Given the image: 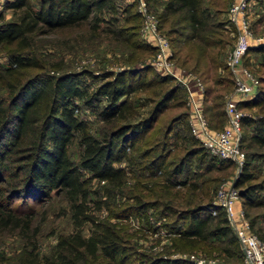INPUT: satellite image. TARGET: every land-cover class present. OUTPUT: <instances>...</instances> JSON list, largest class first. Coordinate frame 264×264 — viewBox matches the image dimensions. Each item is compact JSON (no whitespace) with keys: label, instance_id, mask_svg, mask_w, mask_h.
Masks as SVG:
<instances>
[{"label":"trees","instance_id":"16d2710c","mask_svg":"<svg viewBox=\"0 0 264 264\" xmlns=\"http://www.w3.org/2000/svg\"><path fill=\"white\" fill-rule=\"evenodd\" d=\"M119 1L7 0L16 18L7 20L0 11V44L12 47L8 65L0 68V86L8 91V96H0V236L17 237L20 248L14 256L1 254L0 264H196L174 257L177 251L235 257L244 264V249L231 220L214 203L218 190L215 193L211 183L219 179L208 176L235 162L210 153L194 136L187 89L148 63L157 49L141 37L144 18L138 0L125 7ZM147 1L159 29L170 40L176 64L205 83L204 112L210 126L222 130L227 115L225 104L220 110V100L235 88L224 50L228 20L221 17L232 0ZM258 2L264 5V0ZM263 22L261 11L252 27ZM84 26L89 27L90 37L78 42L105 36L110 50L121 54L114 58L120 67L99 73L43 72L46 64L29 53L35 35ZM254 30L259 34V29ZM249 55L264 68V46L248 50L243 59L248 68ZM34 69L41 72L32 74ZM257 77L255 96L241 101L240 108L264 111V79ZM219 87L223 92L214 95ZM149 103L147 115L140 117ZM171 107L183 111L157 130ZM83 108L103 122L99 134L82 116ZM245 127L252 130L242 137V147L247 140L250 149H264V116L244 115L242 131ZM76 141L78 160L71 155ZM249 151L236 187L252 231L264 240V213L253 214L255 208L264 207V180L252 182L253 159L264 154ZM53 195L66 199L73 230L59 233L56 244L43 253L38 213L28 201ZM19 199L22 203L16 204ZM94 207L117 209V220L99 217ZM132 216L146 222L155 234L164 230L171 235V244L163 246L167 253L138 252L134 236L120 222Z\"/></svg>","mask_w":264,"mask_h":264},{"label":"rangeland","instance_id":"374dc122","mask_svg":"<svg viewBox=\"0 0 264 264\" xmlns=\"http://www.w3.org/2000/svg\"><path fill=\"white\" fill-rule=\"evenodd\" d=\"M135 1L137 0H120L119 3L125 7L127 5L133 4ZM229 2H231V0H229ZM6 3L7 0H0V11L4 12L7 20L15 19L16 14L14 13L13 9L7 8ZM259 4L260 3L257 0L256 3H254L251 6L250 14L252 19V24L255 23V21L259 17L260 12L261 11L264 12V7L262 8V6L264 5L261 6ZM230 5L226 6L225 9L226 12L223 13V15L221 16L224 18L226 17L227 20H228V9ZM252 28L253 30L259 29L258 33H264V22L261 23V25H255ZM225 29L226 30H224L225 33L223 34V39L224 42L226 43L224 50L227 55V53H229L231 48L234 46V43L236 41V34L234 32L235 30L230 28L229 21L228 23L225 24ZM165 30L163 32L167 33L166 32L167 30L166 31ZM90 34L91 33L89 27L87 26L78 29L76 28L58 29L51 31L50 33L45 35L37 34L35 35V45L34 47H32V49L29 50V53L36 55L39 59L43 61V63L46 64L45 68L41 69L43 70V72L46 73L47 72L52 74L82 73L85 70H92L96 73H99L105 69L119 68L120 66L114 62V58L116 56H121V54L119 52L115 53L114 51L110 50L109 41L108 39H104L105 36L102 35V38L95 39L94 41L86 40L81 43L78 42L80 39L83 38L85 39L90 37ZM141 37L145 39L142 33H141ZM11 48L12 47H8L7 45L0 44V68L1 67L3 68L4 66L8 65L9 55L12 51ZM248 59L246 60V62L249 61L248 66H250L252 72L256 76H262L264 79V68L257 63V60L256 58L253 57V55H249ZM152 60L153 57H150L148 59V63H151ZM177 65L180 66L179 64ZM180 67L187 69L183 66ZM31 72L32 74H35L36 72H41V71L39 69H34L31 70ZM226 73H227L226 71L223 72V74ZM98 82L99 81H97L96 84ZM262 86L264 88V81ZM230 90L227 92L224 91L225 96L224 98H222V100H220V102L223 101L222 103L223 105L220 107V110H224V104L226 103V96H227L226 94H229L231 92ZM222 92H223L222 87H219V90L218 91L216 90L214 95L219 93L221 94ZM0 96H8V91L3 86H0ZM141 99L144 102L146 101L144 95L141 96ZM79 103L82 104V101H79ZM151 105L152 104L149 103L147 106L144 107V109L141 110L142 113L140 117L147 115L148 108H150ZM202 105L204 108V96H203ZM240 109L244 112L245 115H253L258 118L264 116V111H262V109H260L259 107L240 108ZM182 111H183L182 107H171L169 110H167L161 117L160 121L158 122L157 130L161 131L163 128H165L167 123H169L174 118V116L178 115ZM81 114L89 122L90 127L94 133L99 134V132L103 130V122L99 121L96 115L92 113L90 110L83 108L81 110ZM217 120L218 119L214 120V124L218 123ZM251 130H252L251 127H245L244 131L242 132V137L251 135ZM150 136L153 138L154 133L150 134ZM248 145H249V141L247 140L243 141V147L241 145V149L244 155L243 157L244 162L242 164L235 162V164L230 168H226L221 171L215 170L212 173L208 174V176H216L219 179L220 183L218 182L215 185L211 183L212 187L213 186L216 187L215 193L218 190L217 188H219L222 182L229 181L235 183L236 185L241 175L243 165L246 162V153L249 150L252 151L255 150L256 152H260L261 154H264V149H258L257 147L250 149L249 147H247ZM71 148H72L71 149L72 158L78 160L80 147L78 146L77 141L72 145ZM179 154L181 155L183 153L179 152ZM196 162L197 161L194 160L193 162L194 166ZM117 165L119 166L121 164L118 163ZM122 165L124 166L126 165V163L125 164L122 163ZM252 168H253L252 171L256 175L255 179L252 182L256 184L258 182L263 181L264 157L259 156L254 158ZM133 182H135V180H133ZM143 182L146 183L148 181L144 180ZM94 188H97V181H94ZM20 200L21 199H19L16 202V204L22 203ZM28 203L30 204V206L34 207L38 213L36 216V224L39 225L41 229L39 235L41 251L43 253H48L51 250V248L56 244L57 235L59 233H68L73 230L71 218L66 213L67 210H65V208L68 209L67 201L63 196L53 195V197L50 199L41 200L40 202L30 200L28 201ZM93 209H94L93 212L101 218L110 217L111 220L113 221L117 220L114 217L115 215L114 213L115 211H117V209L113 210V207H112L113 212L109 208L107 209L103 208L98 210L96 207H94ZM262 213H264V207L255 208L253 210V214L261 215ZM139 221L140 220L137 216H132L130 221H125L124 219L120 220L121 224L134 236L132 242L134 241V246H136L138 252L142 255L146 253L151 255L167 253V252L164 253L163 246L167 244L169 246L171 244V240L169 239L171 235L169 234L170 235L169 236L166 234H162L161 232H159V234H155V232L148 229L146 222L141 221L140 223ZM85 228L88 232L90 225L87 224ZM17 239L18 238L15 236L12 237L0 236V255L5 254L8 257L14 256V254L20 250ZM173 254L184 255L189 258L192 255L197 259L204 260V262H206L207 264H226V262L224 261L225 259L229 262L227 264H238L237 258L235 257L222 259L220 255L219 256L214 255V257L216 258H210L205 255V252L202 251L199 252L177 251L174 252Z\"/></svg>","mask_w":264,"mask_h":264},{"label":"built area","instance_id":"2783aa9c","mask_svg":"<svg viewBox=\"0 0 264 264\" xmlns=\"http://www.w3.org/2000/svg\"><path fill=\"white\" fill-rule=\"evenodd\" d=\"M256 1L232 0L228 9L229 26L235 30L236 41L228 53L226 63L234 75L235 88L226 96L227 124L224 129L215 130L210 126L202 105L205 84L193 71L184 69L174 62L170 40L159 29L157 16L151 11L147 0H138V10L144 18L141 33L146 41L157 49L151 64L163 75L173 76L187 89L192 133L210 153L240 164L244 162L241 138L242 118L245 114L239 103L252 99L259 86L258 77L244 65L243 59L251 48L264 46V33L256 34L252 28L250 9ZM215 204L225 209L244 246V264H264V240L252 231L235 183L225 181L220 184ZM161 233L167 235L165 231ZM173 256L188 258L196 264H207L192 255L190 258L184 255Z\"/></svg>","mask_w":264,"mask_h":264},{"label":"water","instance_id":"95a60500","mask_svg":"<svg viewBox=\"0 0 264 264\" xmlns=\"http://www.w3.org/2000/svg\"><path fill=\"white\" fill-rule=\"evenodd\" d=\"M235 229V228H234ZM243 249H244V246L242 245Z\"/></svg>","mask_w":264,"mask_h":264}]
</instances>
